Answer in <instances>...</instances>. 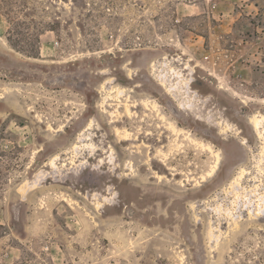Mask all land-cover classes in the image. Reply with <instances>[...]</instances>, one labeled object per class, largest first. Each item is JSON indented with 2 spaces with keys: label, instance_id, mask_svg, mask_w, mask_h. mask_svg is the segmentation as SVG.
I'll return each instance as SVG.
<instances>
[{
  "label": "rangeland",
  "instance_id": "obj_1",
  "mask_svg": "<svg viewBox=\"0 0 264 264\" xmlns=\"http://www.w3.org/2000/svg\"><path fill=\"white\" fill-rule=\"evenodd\" d=\"M0 264H264V0H0Z\"/></svg>",
  "mask_w": 264,
  "mask_h": 264
},
{
  "label": "bare ground",
  "instance_id": "obj_2",
  "mask_svg": "<svg viewBox=\"0 0 264 264\" xmlns=\"http://www.w3.org/2000/svg\"><path fill=\"white\" fill-rule=\"evenodd\" d=\"M128 103V102H127ZM145 104H147V103H145ZM128 105V104H127ZM126 105V106H127ZM148 105L150 106V103L148 102ZM155 105V104H154ZM146 106V105H145ZM148 106V107H149ZM147 107V106H146ZM156 106H154V108H155ZM156 109V108H155ZM154 109V110H155ZM159 114H160V112H158ZM163 120H166L165 119V117H164V115H162V117H161ZM166 127H167V130L169 131V132H171L172 134H174L175 136H180V135H182V130L180 129V128H178L174 123H172V122H169V123H167L166 122ZM213 153V152H212Z\"/></svg>",
  "mask_w": 264,
  "mask_h": 264
}]
</instances>
